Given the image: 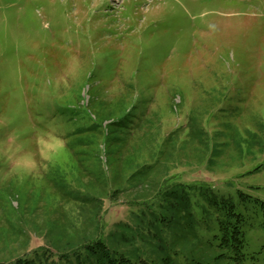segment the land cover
<instances>
[{"label":"rangeland","instance_id":"rangeland-1","mask_svg":"<svg viewBox=\"0 0 264 264\" xmlns=\"http://www.w3.org/2000/svg\"><path fill=\"white\" fill-rule=\"evenodd\" d=\"M17 259L264 264V0H0Z\"/></svg>","mask_w":264,"mask_h":264},{"label":"trees","instance_id":"trees-1","mask_svg":"<svg viewBox=\"0 0 264 264\" xmlns=\"http://www.w3.org/2000/svg\"><path fill=\"white\" fill-rule=\"evenodd\" d=\"M221 229H222V237H221L222 243L221 244L227 247L229 246L234 247L236 249V253H235L236 259H240L243 256V253L241 252V250L244 245V238H243V231L240 228L239 224L237 223V221L223 223ZM103 248L105 249L104 246ZM103 248H102V251L104 252V257H108V254L105 252V250H103ZM25 262L26 261H22L21 263V259L20 260L17 259L14 263H7V264H24Z\"/></svg>","mask_w":264,"mask_h":264}]
</instances>
